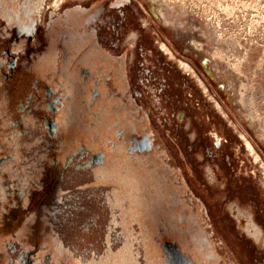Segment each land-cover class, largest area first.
I'll list each match as a JSON object with an SVG mask.
<instances>
[{
	"label": "flooded vegetation",
	"instance_id": "af4514ba",
	"mask_svg": "<svg viewBox=\"0 0 264 264\" xmlns=\"http://www.w3.org/2000/svg\"><path fill=\"white\" fill-rule=\"evenodd\" d=\"M145 17L135 0H0V264H264L230 227L260 240L264 179ZM183 120L212 141L222 200ZM244 184L251 214L226 207Z\"/></svg>",
	"mask_w": 264,
	"mask_h": 264
},
{
	"label": "rangeland",
	"instance_id": "374dc122",
	"mask_svg": "<svg viewBox=\"0 0 264 264\" xmlns=\"http://www.w3.org/2000/svg\"><path fill=\"white\" fill-rule=\"evenodd\" d=\"M135 1L155 33L165 38L178 65H189L191 73L196 72L206 106L212 103L231 125L240 149L253 164L252 172L259 170L264 179V0ZM178 126L190 131L192 161L206 157L202 171L211 173L210 190L222 200L226 171L212 162V141L195 136V128L187 120ZM247 190L248 184L239 187L226 207L236 204L251 214ZM225 209L226 217L229 209ZM234 220L236 228L232 223L230 227L240 246H264L263 222L254 219L261 236L253 243L247 239L250 233L240 225V217Z\"/></svg>",
	"mask_w": 264,
	"mask_h": 264
}]
</instances>
